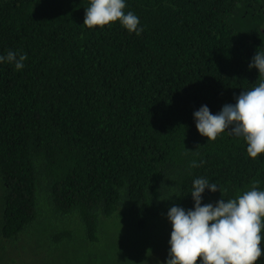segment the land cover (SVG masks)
Wrapping results in <instances>:
<instances>
[{
	"label": "trees",
	"instance_id": "16d2710c",
	"mask_svg": "<svg viewBox=\"0 0 264 264\" xmlns=\"http://www.w3.org/2000/svg\"><path fill=\"white\" fill-rule=\"evenodd\" d=\"M258 1L125 0L137 36L89 29L90 0H0V55H27L0 63V264H163L196 178L223 192L202 205L264 191V154L230 129L208 141L194 117L264 79Z\"/></svg>",
	"mask_w": 264,
	"mask_h": 264
},
{
	"label": "clouds",
	"instance_id": "9594fccd",
	"mask_svg": "<svg viewBox=\"0 0 264 264\" xmlns=\"http://www.w3.org/2000/svg\"><path fill=\"white\" fill-rule=\"evenodd\" d=\"M126 7L125 0H90L84 25L104 29L119 22L139 36L144 30L139 27L140 19L131 11L125 12ZM26 59V54L11 50L0 55V63L14 64L16 70L24 68ZM249 68L258 69L259 76L264 77V52L256 53ZM235 100L216 115L208 106H202L194 112L196 127L212 142L230 129V134L244 138L247 154L255 160L264 154V79L251 90L242 91ZM191 167L199 165L193 161ZM258 184L254 181L251 190L235 199L202 205L206 189L223 192L215 182L196 178L191 191L194 210L173 206L167 213L172 232L166 264H256L264 254V191L258 190Z\"/></svg>",
	"mask_w": 264,
	"mask_h": 264
},
{
	"label": "rangeland",
	"instance_id": "374dc122",
	"mask_svg": "<svg viewBox=\"0 0 264 264\" xmlns=\"http://www.w3.org/2000/svg\"><path fill=\"white\" fill-rule=\"evenodd\" d=\"M115 234L118 236V237H124V235L122 234V231L120 230V229H117L116 228V230H115ZM123 235V236H122ZM170 236H171V234H167L166 236H165V241L167 242L168 240H169V238H170ZM159 246L161 247L162 246V242H160L159 243ZM166 248L165 249H168V251H166L165 250V252H167V253H165V252H162L163 254H161V256H162V263L163 264H166V262H167V260L169 259V252H170V244L168 243V244H166ZM23 255V254H22ZM24 263H26V264H32V261H31V258L29 257V256H25L24 255ZM52 258H50V260H51ZM42 260V257L38 260V263H40V261ZM145 264H147V263H145Z\"/></svg>",
	"mask_w": 264,
	"mask_h": 264
},
{
	"label": "flooded vegetation",
	"instance_id": "af4514ba",
	"mask_svg": "<svg viewBox=\"0 0 264 264\" xmlns=\"http://www.w3.org/2000/svg\"><path fill=\"white\" fill-rule=\"evenodd\" d=\"M259 6L261 8L262 15H264V0H259L258 1Z\"/></svg>",
	"mask_w": 264,
	"mask_h": 264
}]
</instances>
